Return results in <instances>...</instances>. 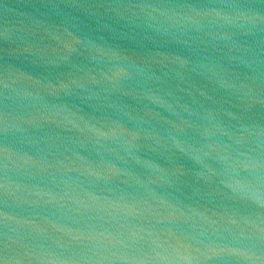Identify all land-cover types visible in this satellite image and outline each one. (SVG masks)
<instances>
[{"label":"water","instance_id":"95a60500","mask_svg":"<svg viewBox=\"0 0 264 264\" xmlns=\"http://www.w3.org/2000/svg\"><path fill=\"white\" fill-rule=\"evenodd\" d=\"M0 264H264V0H0Z\"/></svg>","mask_w":264,"mask_h":264}]
</instances>
